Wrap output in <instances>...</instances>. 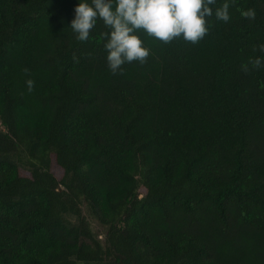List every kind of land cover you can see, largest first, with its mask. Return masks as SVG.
<instances>
[{
    "label": "trees",
    "instance_id": "1",
    "mask_svg": "<svg viewBox=\"0 0 264 264\" xmlns=\"http://www.w3.org/2000/svg\"><path fill=\"white\" fill-rule=\"evenodd\" d=\"M77 3L0 0V264H264V0L116 72Z\"/></svg>",
    "mask_w": 264,
    "mask_h": 264
},
{
    "label": "clouds",
    "instance_id": "2",
    "mask_svg": "<svg viewBox=\"0 0 264 264\" xmlns=\"http://www.w3.org/2000/svg\"><path fill=\"white\" fill-rule=\"evenodd\" d=\"M215 0H78L74 18L70 22L76 39L85 41L97 19L103 21L109 31L104 43L108 67L116 72L125 62H144L149 55L138 29H143L165 43L176 37L192 43L208 31L206 17L213 15ZM217 19L228 20L225 8H216ZM264 48V46H262ZM259 67L262 60L252 61ZM247 71V65H244ZM29 89L33 81H27Z\"/></svg>",
    "mask_w": 264,
    "mask_h": 264
},
{
    "label": "rangeland",
    "instance_id": "3",
    "mask_svg": "<svg viewBox=\"0 0 264 264\" xmlns=\"http://www.w3.org/2000/svg\"><path fill=\"white\" fill-rule=\"evenodd\" d=\"M3 128V125L1 124L0 121V129ZM86 211V208H85ZM88 215V218L90 220L91 226L93 231L101 238V240L104 242L105 241V228L103 226H101L94 218H92L91 216H89L88 213H86ZM74 219V218H72Z\"/></svg>",
    "mask_w": 264,
    "mask_h": 264
}]
</instances>
